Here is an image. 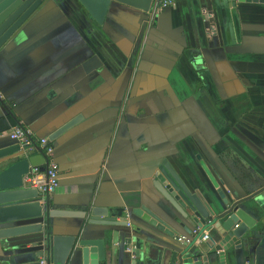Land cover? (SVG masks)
<instances>
[{
	"label": "crops",
	"instance_id": "1",
	"mask_svg": "<svg viewBox=\"0 0 264 264\" xmlns=\"http://www.w3.org/2000/svg\"><path fill=\"white\" fill-rule=\"evenodd\" d=\"M151 17L112 3L98 24L78 0H44L0 51V117L11 115L55 147L60 173L52 209L139 210L162 226L150 228L154 258L163 252L170 258L173 250L193 260L188 221L176 216L167 224L151 212L159 195L153 180L166 160L214 197L259 190L264 4L174 0L157 22ZM8 134H0V149L17 145ZM11 164L1 163L0 173ZM248 207L258 224L243 248L225 253V264H264V210L254 202ZM51 220L61 237L96 228L88 218ZM35 241L0 238V264L38 251ZM69 264H81L80 258Z\"/></svg>",
	"mask_w": 264,
	"mask_h": 264
},
{
	"label": "water",
	"instance_id": "2",
	"mask_svg": "<svg viewBox=\"0 0 264 264\" xmlns=\"http://www.w3.org/2000/svg\"><path fill=\"white\" fill-rule=\"evenodd\" d=\"M44 0H0V51L12 37L28 22L41 7ZM154 0H78L98 23L105 22L112 3L127 6L148 14ZM264 4V0H239ZM158 17H155L157 22ZM81 118L72 120L52 134L51 140L67 132ZM15 157V158H14ZM264 160V156L262 157ZM12 159L15 162H11ZM12 163L0 173V238H34V247L38 251L16 253L3 264H69L79 257L81 264H208L217 260L225 264V253L243 248L255 230L258 220L252 215L248 203L254 202L264 210V178L258 177L259 190L243 197L234 195L227 199L219 193L214 197L200 187L192 185L169 164L163 161L158 167L153 185L158 191L156 207L151 212L160 220L170 224V219L181 216L186 219L192 233L195 248L194 259H184L172 250V255L165 252L158 258L152 256V227L162 226L139 210L106 208L93 205L87 212L52 209L51 200H44L38 190L27 188L24 177L31 169L38 167L46 170L43 155L27 156L16 146L0 149V164ZM136 216L138 220L130 219ZM56 217L88 218L95 226L90 235L80 237H61L53 234L51 219ZM98 226V228H97ZM209 232V240L203 241V231ZM85 233V232H84ZM110 234V235H109ZM118 235L117 238L115 235ZM111 236V256L107 253V236ZM201 235V236H200ZM34 236V237H33ZM116 238V239H115Z\"/></svg>",
	"mask_w": 264,
	"mask_h": 264
},
{
	"label": "built area",
	"instance_id": "3",
	"mask_svg": "<svg viewBox=\"0 0 264 264\" xmlns=\"http://www.w3.org/2000/svg\"><path fill=\"white\" fill-rule=\"evenodd\" d=\"M174 4V0H154L151 9V19H155L159 12ZM9 138L21 146L22 151L27 155L39 153L45 157L46 170L41 172L38 167L31 169L28 175L24 177V184L27 188L38 190L39 194L44 200H52L53 195L59 188V173L60 166L56 161L55 147L52 142L47 139H39L36 137L34 131L24 125H15L9 131ZM201 236V235H200ZM209 232H202V240H209ZM42 264L46 260H42Z\"/></svg>",
	"mask_w": 264,
	"mask_h": 264
},
{
	"label": "trees",
	"instance_id": "4",
	"mask_svg": "<svg viewBox=\"0 0 264 264\" xmlns=\"http://www.w3.org/2000/svg\"><path fill=\"white\" fill-rule=\"evenodd\" d=\"M15 125H17L16 121L11 117V115H8L5 118L0 117V134L10 131Z\"/></svg>",
	"mask_w": 264,
	"mask_h": 264
}]
</instances>
